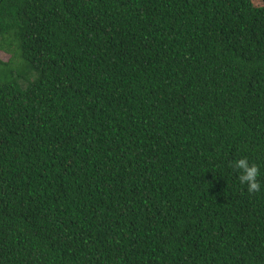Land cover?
<instances>
[{"label":"trees","instance_id":"trees-1","mask_svg":"<svg viewBox=\"0 0 264 264\" xmlns=\"http://www.w3.org/2000/svg\"><path fill=\"white\" fill-rule=\"evenodd\" d=\"M0 264H264V0H0Z\"/></svg>","mask_w":264,"mask_h":264},{"label":"clouds","instance_id":"clouds-1","mask_svg":"<svg viewBox=\"0 0 264 264\" xmlns=\"http://www.w3.org/2000/svg\"><path fill=\"white\" fill-rule=\"evenodd\" d=\"M231 167L238 172L239 185L245 187L249 194L260 193L264 190L261 169L256 163L249 161L247 157H242L234 159Z\"/></svg>","mask_w":264,"mask_h":264},{"label":"rangeland","instance_id":"rangeland-1","mask_svg":"<svg viewBox=\"0 0 264 264\" xmlns=\"http://www.w3.org/2000/svg\"><path fill=\"white\" fill-rule=\"evenodd\" d=\"M9 59H10V55H9V54H6V53H3V52L0 51V60H1V61L6 62V61H8Z\"/></svg>","mask_w":264,"mask_h":264}]
</instances>
